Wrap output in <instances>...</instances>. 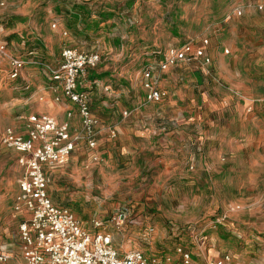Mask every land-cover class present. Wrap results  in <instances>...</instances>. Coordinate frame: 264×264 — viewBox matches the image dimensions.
Wrapping results in <instances>:
<instances>
[{
	"label": "rangeland",
	"instance_id": "1",
	"mask_svg": "<svg viewBox=\"0 0 264 264\" xmlns=\"http://www.w3.org/2000/svg\"><path fill=\"white\" fill-rule=\"evenodd\" d=\"M79 4L89 12L85 24L83 19L73 23L64 13L78 11L73 7ZM236 7H244L242 15H233ZM234 36L246 42L232 50L228 43ZM202 39H207L208 64L198 59L156 74L174 93L173 107H251L244 121L249 140L233 152L236 156L224 159L218 172L190 175L195 180L171 175L154 152H130L136 135L126 126L113 141L104 135V152L97 160L86 145H78L50 177L49 194L89 232H109L120 255L139 250L160 264H181L175 249L182 247L196 264L223 254L241 264H264V13L246 6V0H0V41L7 47L0 53V133L6 127L23 133L19 116L39 111L31 105L41 101L43 88L48 90L34 65L26 64L21 78L11 79V57L56 63L66 46L96 52L99 62L79 77L80 87L109 86L107 104L132 111L170 105L144 101L140 72L152 58L143 47L179 48ZM131 98L134 105L128 103ZM133 113H119L107 125L119 129ZM16 158L14 150L0 143V244L11 250L0 264H21V217L13 210L20 176ZM230 168L234 172L229 176L225 172ZM191 180L195 184H184ZM122 206L130 212L123 227L92 229V219L104 220Z\"/></svg>",
	"mask_w": 264,
	"mask_h": 264
},
{
	"label": "built area",
	"instance_id": "2",
	"mask_svg": "<svg viewBox=\"0 0 264 264\" xmlns=\"http://www.w3.org/2000/svg\"><path fill=\"white\" fill-rule=\"evenodd\" d=\"M250 5L264 13V1L246 0V6ZM243 9L244 7L234 8L233 15H242ZM63 34L65 35L66 31H63ZM202 43L206 45L207 39H203ZM5 47V43L0 41V53H5ZM224 53H228V50L224 49ZM150 54H159V71L198 59L203 65L210 62L203 48L192 50L188 44L179 48L172 47L164 52L153 51ZM98 62L99 55L96 52L70 46L62 48L60 60L56 65L35 59H9L11 79H17L26 64L38 67L52 82L48 89L55 93L54 101L60 103L63 99L72 104L79 117V126L72 129L68 121L58 122L50 115L32 113L23 117L24 133L18 134L11 127H6L0 133V143L17 153L16 162L20 169L17 180L18 194L13 210L21 214L18 238L24 264H160L155 258H146L139 250L120 255L109 232H89L68 207L55 204L48 194L49 178L45 173V166L63 165L79 143H84L93 152L92 159L97 160L99 135L105 133L110 139L117 135L114 127L102 124L92 114L89 92L79 84V77L85 70L94 68ZM140 76L145 92L144 101L160 102L166 92L157 87L158 77L153 76L152 66H144ZM128 113L123 111V115ZM128 215L129 209L122 206L104 220L92 219L91 227L119 229L128 222ZM175 252L181 264H196L187 249L177 247ZM8 258L7 252L0 251V263L6 262ZM165 260L169 262L170 258L166 257ZM204 264L241 262L230 254H223Z\"/></svg>",
	"mask_w": 264,
	"mask_h": 264
},
{
	"label": "crops",
	"instance_id": "3",
	"mask_svg": "<svg viewBox=\"0 0 264 264\" xmlns=\"http://www.w3.org/2000/svg\"><path fill=\"white\" fill-rule=\"evenodd\" d=\"M261 1L264 0H256L254 2ZM245 20V18L242 19L240 23L245 22ZM234 21L235 19L232 22ZM254 27H256L255 30L258 29L257 25H254ZM240 28H243L245 30L243 26H240ZM232 29L235 28L233 27ZM232 32L234 31L232 30ZM202 40L196 45L190 42L186 44H188L192 50L199 47L203 48L204 53L207 55L208 44L204 45L202 43ZM244 42L246 41L242 39L241 36H234L232 37L228 45L232 50H234L244 44ZM212 45H210V47ZM169 48L172 47L159 49L157 47L148 45L143 47V51L146 50V52H144L145 55H150V53L153 51L164 52ZM150 56L152 60L148 61L149 65L152 66L153 76H157L156 72L159 71L157 67V62L160 59L159 54H153ZM59 60L60 56L56 63L54 62L50 64L56 65ZM196 61L182 64H193ZM175 66H171L166 70L160 72L164 73L169 69L174 68ZM39 70L42 73L44 79V86L47 85L48 87V85L52 84V82L50 81L46 73H44L41 69ZM19 78H21V74L17 79ZM168 79L170 80V82L173 80V78H171L170 76H168ZM232 86L231 89H234L236 91L237 96L245 101V97H243V95H239V92L235 89L236 87L234 86V88ZM157 87L160 90L165 91L166 96L160 102H150L148 104H159L166 101V103L170 105H168L167 107H134V109L132 110L134 113L129 118V120L122 122L119 129L115 128L117 135H121L124 132V127H131V132L136 135V137H134V140H132L134 149H131L130 152L137 153L138 155L143 153L145 150L147 151V153L154 152L155 155H159V160L163 161L166 168L169 169V174H179L180 177H191V179L195 180V175L197 173H199V175L201 174L200 170L208 171L213 169L218 172L217 168H219L221 162H223L224 159L229 161L231 158L235 157L236 155L233 152H236L237 149L244 147V142L246 140H249V131H247L245 127L247 123H244V121L248 117V113L251 112V107H173L172 104H175V102L171 99V96H173L174 93H171L168 90L167 80L165 79L163 81H159L157 79ZM88 92L90 96V108L92 114L102 124L107 125V123L109 124L111 122H116L119 117V113H121L122 115L123 111H127L123 109V107H112V105L107 104L105 96L110 92L109 86H104L101 89V87L98 85H92L89 87ZM58 93H60V91H58ZM54 94L55 93H53L50 89L45 90L43 88L42 92L39 93V96H41V101L34 102V104L31 105V107H39V111L33 113H44L50 115L58 122L68 121L72 129H76L79 126V117L77 115L75 107L72 104L67 103L63 99L60 103L55 102ZM101 98L102 100H100ZM128 103L130 105H134L135 100L131 98ZM246 105L247 104H245V106ZM132 111H128V114L130 115ZM68 114H70V116ZM19 118H23V116H19ZM230 118H235L234 122H236L237 124L231 125L232 120L230 121ZM160 125L162 126L159 127ZM163 129H166L167 133L162 132ZM104 135L107 136L105 133H102L98 137V146L96 150L98 155H101V153L104 152V150L101 151V146L102 149L104 146ZM108 139L110 141H113L109 137ZM80 144L84 143H79L78 145ZM77 146L75 147V149L77 148ZM92 153L93 152L91 151V158ZM65 163L60 166H45L44 170L48 178L50 179V177L54 173L59 171L65 165ZM191 168L194 170L189 171L191 170ZM233 172V169L230 168L226 169L225 174L229 175ZM190 175H194V177ZM194 180L185 181L184 184L193 185L195 184ZM57 205L65 206L61 204ZM127 208L129 209V207ZM15 213L19 214V216L21 217L20 213ZM18 242L21 264H24L21 252V243L19 240ZM2 250L7 252L10 258L11 250L9 248V245L6 243L0 244V251Z\"/></svg>",
	"mask_w": 264,
	"mask_h": 264
},
{
	"label": "trees",
	"instance_id": "4",
	"mask_svg": "<svg viewBox=\"0 0 264 264\" xmlns=\"http://www.w3.org/2000/svg\"><path fill=\"white\" fill-rule=\"evenodd\" d=\"M73 9H77L78 11H65V16H68L70 19L72 18L74 20L73 23L80 22L82 19L84 24L88 22L89 12L84 4L75 5Z\"/></svg>",
	"mask_w": 264,
	"mask_h": 264
}]
</instances>
